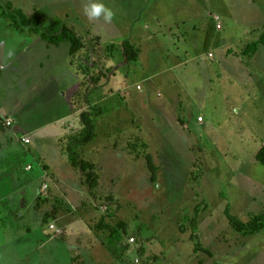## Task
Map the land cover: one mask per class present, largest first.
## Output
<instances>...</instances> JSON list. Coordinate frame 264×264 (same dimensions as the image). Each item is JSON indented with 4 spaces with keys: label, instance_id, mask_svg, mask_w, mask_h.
<instances>
[{
    "label": "rangeland",
    "instance_id": "1",
    "mask_svg": "<svg viewBox=\"0 0 264 264\" xmlns=\"http://www.w3.org/2000/svg\"><path fill=\"white\" fill-rule=\"evenodd\" d=\"M92 2L111 23L89 0H0V264H264V230L232 225L264 214V0ZM57 20L87 48L42 39ZM93 235L94 260L71 256Z\"/></svg>",
    "mask_w": 264,
    "mask_h": 264
},
{
    "label": "trees",
    "instance_id": "2",
    "mask_svg": "<svg viewBox=\"0 0 264 264\" xmlns=\"http://www.w3.org/2000/svg\"><path fill=\"white\" fill-rule=\"evenodd\" d=\"M17 15L21 18V20H23L24 23L29 21V19L21 11H18ZM42 39L46 40L50 44H54L57 46L61 45L62 43L68 42L70 44V51H69L70 57L75 56L80 51L87 48L84 38L80 36L73 27L63 24L59 20L55 21L46 29L45 33L42 34ZM262 42L263 39L248 44V46L244 50V53L247 55L255 54L259 48L260 43ZM122 49H123L124 59L127 63L131 61H135L137 59L139 52L136 46H134L133 44H131L130 42H124V44L122 45ZM99 81H100V77L93 78V82L95 84L99 83ZM99 97L102 99L103 94H100ZM99 97H97L96 99L97 101L101 100ZM90 115H91L90 113L84 112L81 116L85 129L81 138L77 140V143L80 145L91 142L94 137V124L91 121ZM0 130L3 131L5 130V128L0 125ZM255 158L258 162H260L264 166V144L257 151ZM72 163L74 167L76 168L80 167V169L83 171L87 170V168H90L91 165H94L93 163L90 164L84 161H81V163L79 164V161H77L75 157H72ZM91 173L92 172H88V176L90 180L93 179ZM103 223H104V217H102L100 222H98V224L96 225V229L97 227L98 229L103 228ZM120 225L123 227L124 223L121 222ZM232 225L234 230H236L239 233H242L244 236L258 234L259 232L264 230V214H256L250 216L248 221L246 222L244 221L240 222L237 219H233ZM115 233L117 232L113 231L111 236V241L113 242L119 241L120 238L122 237L121 236L122 234H115Z\"/></svg>",
    "mask_w": 264,
    "mask_h": 264
},
{
    "label": "crops",
    "instance_id": "3",
    "mask_svg": "<svg viewBox=\"0 0 264 264\" xmlns=\"http://www.w3.org/2000/svg\"><path fill=\"white\" fill-rule=\"evenodd\" d=\"M172 25H173V27L174 26H179V23L177 22V21H175L174 23H172ZM173 27H172V29H173ZM147 26L145 25L143 28H142V30H147ZM219 30V29H218ZM172 31V30H171ZM124 44V43H123ZM135 44H137V43H135ZM2 67H0V69H1ZM65 115V114H64ZM1 117V116H0ZM14 129V130H13ZM13 133H16V132H19L20 134L22 133L21 131H23L22 130V126H20V125H18V126H14L13 127ZM23 134V133H22ZM27 137V136H26ZM25 137V138H26ZM19 152H16L15 153V155L17 154V155H19L18 154ZM16 157H20V156H16ZM52 225V224H51ZM62 229H63V227L64 228H66V229H64V231L65 232H67L68 231V228H69V224L68 223H65V219H62L61 220V226H60ZM88 230V231H87ZM84 231H87V233L89 234V233H91L92 231H91V229L89 230V229H86V230H84ZM78 242V241H77ZM98 242H100V240H99V238H97L95 235H93L92 237H89L88 239H85L84 240V242H83V244L81 245V246H71V248H70V245H69V248L71 249V251H73V254H71V256L72 255H77V257L78 256H81L82 258L84 257V259H85V261H90L91 260V258H92V260H94V258L93 257H96L97 255L95 254V248L96 247H98L99 245L97 244ZM124 246V242L123 241H120L119 243H118V245L114 248V250H118V249H120V248H122ZM110 247H111V245H110ZM73 249V250H72ZM74 250H77V254L75 253V251ZM82 253V254H81ZM70 255V254H69ZM68 256V255H67Z\"/></svg>",
    "mask_w": 264,
    "mask_h": 264
},
{
    "label": "clouds",
    "instance_id": "4",
    "mask_svg": "<svg viewBox=\"0 0 264 264\" xmlns=\"http://www.w3.org/2000/svg\"><path fill=\"white\" fill-rule=\"evenodd\" d=\"M83 11L89 20L103 18L105 23H111L115 15L113 10L104 3L92 2V0H89V3L85 4Z\"/></svg>",
    "mask_w": 264,
    "mask_h": 264
},
{
    "label": "built area",
    "instance_id": "5",
    "mask_svg": "<svg viewBox=\"0 0 264 264\" xmlns=\"http://www.w3.org/2000/svg\"><path fill=\"white\" fill-rule=\"evenodd\" d=\"M216 20H218V17L216 18ZM217 28L218 29H221V25L219 24V25H217ZM210 56H211V54H210ZM200 122L202 121V118H199L198 119ZM8 125L10 124L9 122L7 123ZM26 143H28L29 142V140H24ZM30 168V167H29ZM44 189H46V185L44 186ZM50 229H57L56 227H55V225H50ZM57 232H58V234H60V230H57ZM130 241V243H134L135 242V239L134 238H131V239H129ZM138 262V261H137Z\"/></svg>",
    "mask_w": 264,
    "mask_h": 264
}]
</instances>
